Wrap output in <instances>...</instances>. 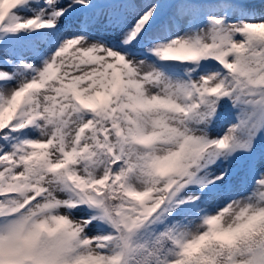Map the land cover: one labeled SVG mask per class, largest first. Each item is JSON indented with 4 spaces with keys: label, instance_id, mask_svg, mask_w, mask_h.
Instances as JSON below:
<instances>
[{
    "label": "snow or ice",
    "instance_id": "6c2138e0",
    "mask_svg": "<svg viewBox=\"0 0 264 264\" xmlns=\"http://www.w3.org/2000/svg\"><path fill=\"white\" fill-rule=\"evenodd\" d=\"M0 264H264V0H0Z\"/></svg>",
    "mask_w": 264,
    "mask_h": 264
},
{
    "label": "rangeland",
    "instance_id": "374dc122",
    "mask_svg": "<svg viewBox=\"0 0 264 264\" xmlns=\"http://www.w3.org/2000/svg\"><path fill=\"white\" fill-rule=\"evenodd\" d=\"M135 2H137V3H143V2H146V0H135Z\"/></svg>",
    "mask_w": 264,
    "mask_h": 264
}]
</instances>
